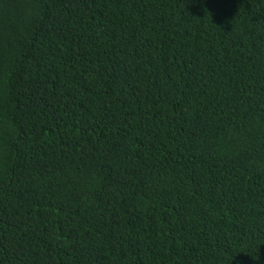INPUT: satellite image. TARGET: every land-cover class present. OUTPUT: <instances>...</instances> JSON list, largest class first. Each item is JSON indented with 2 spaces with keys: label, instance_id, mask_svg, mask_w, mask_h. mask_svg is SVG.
<instances>
[{
  "label": "trees",
  "instance_id": "1",
  "mask_svg": "<svg viewBox=\"0 0 264 264\" xmlns=\"http://www.w3.org/2000/svg\"><path fill=\"white\" fill-rule=\"evenodd\" d=\"M0 264H264V0H0Z\"/></svg>",
  "mask_w": 264,
  "mask_h": 264
}]
</instances>
